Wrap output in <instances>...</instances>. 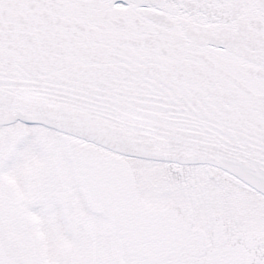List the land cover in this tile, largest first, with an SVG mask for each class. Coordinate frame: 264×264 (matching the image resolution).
I'll return each mask as SVG.
<instances>
[{
	"label": "snow or ice",
	"instance_id": "obj_1",
	"mask_svg": "<svg viewBox=\"0 0 264 264\" xmlns=\"http://www.w3.org/2000/svg\"><path fill=\"white\" fill-rule=\"evenodd\" d=\"M0 264H264V0H0Z\"/></svg>",
	"mask_w": 264,
	"mask_h": 264
}]
</instances>
